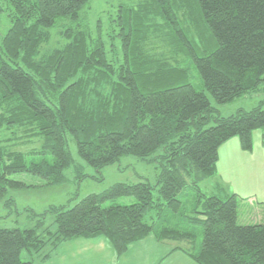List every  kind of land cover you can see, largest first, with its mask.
I'll list each match as a JSON object with an SVG mask.
<instances>
[{
	"label": "trees",
	"instance_id": "1",
	"mask_svg": "<svg viewBox=\"0 0 264 264\" xmlns=\"http://www.w3.org/2000/svg\"><path fill=\"white\" fill-rule=\"evenodd\" d=\"M4 1L12 9L11 24L0 36V198L27 187L15 178L23 173L46 185L61 183L73 161L70 141L98 170L121 156L145 159L158 150L164 165L155 199L149 183L118 182L71 207L50 206L40 214L41 219L53 215L43 230L46 238L35 228H0V264H30L20 259L21 251L36 252L49 240L57 248L71 238L97 235L122 254L150 234L186 245L179 248L197 264H264V216L262 222L239 224L237 194L218 186L206 195L199 187L215 173L218 149L231 137L251 150L252 132L264 127V109L215 116L204 91L189 81L194 69L218 103L259 89L264 0L119 5L112 38L120 37L122 57L115 59L108 57L100 34L89 31L82 12L89 0ZM193 11L203 26L201 44L179 25V17ZM60 19L68 20L61 31L67 42L43 52ZM149 38L156 45H148ZM178 54L185 61H178ZM34 137L41 139L40 150L11 148L13 140ZM27 154L40 159L28 162ZM122 196L136 201L104 206ZM149 211L154 214L146 220Z\"/></svg>",
	"mask_w": 264,
	"mask_h": 264
},
{
	"label": "rangeland",
	"instance_id": "2",
	"mask_svg": "<svg viewBox=\"0 0 264 264\" xmlns=\"http://www.w3.org/2000/svg\"><path fill=\"white\" fill-rule=\"evenodd\" d=\"M138 1L89 0L82 10L83 14L87 16L91 35L96 36L100 34L105 42L107 55L111 59L122 57L120 37L112 38L115 34L112 29H117L113 22L117 14L116 10L119 5L126 7L135 6ZM10 8L8 3L0 0V36L7 31L11 24L10 13L12 8ZM67 23V19H60L50 28V38L41 48L43 52L57 46L60 47L67 42L66 37L61 34V31L66 28ZM179 23L183 29L188 28V33L195 42L197 41L196 44L202 43L201 34L204 33L203 26L200 20L197 19V14L194 11L182 14L179 17ZM161 30L167 31L165 28ZM147 44L156 45V41L153 38H149ZM111 48L114 49L116 54L113 53ZM177 57L178 61H185L181 59L183 58L182 55L178 54ZM186 67L188 68V66ZM190 75L189 81L197 89L204 91L211 106L215 109L213 113L215 116L227 117L236 114L239 110L247 111L255 106H260L264 109V83L260 85L258 90L245 93L230 102L218 103L210 92L204 88L199 81L200 79L196 78L194 69H191ZM213 124L214 121L211 120L205 127ZM12 142L11 148L24 153L41 149V139L39 137H34L29 141L18 139ZM224 143V148L221 150V159H223V163L224 160L226 162L231 160V163L218 164L217 174L223 178L225 184L221 183V186L228 194L233 192H237L238 194L237 222L239 224L262 222V217L264 216V127L252 132L251 150L245 151L240 148L241 151L247 153L239 154L238 151L236 153L230 151L225 155L222 152L227 149L226 147L231 148L232 143H238L240 147L238 136H233ZM69 150L73 161L63 171L65 179L61 183L46 185L42 178L29 173H23L15 177L27 184V187L9 190L4 197L0 198V228H35L38 234L46 238L47 236L43 233V230L52 224L53 215L45 213L44 218L41 219V213H44L53 205L71 207L86 195L101 193L118 182H146L154 187L152 190L153 198L155 199L159 195V184L157 181L162 170V165H164V161L159 156L161 151L158 150L155 154L145 159H140L133 155L121 156L115 162L98 170L78 156L76 145L72 141L69 142ZM48 158L50 159V157ZM26 159L28 162L37 161L40 159V156L27 154ZM216 179L215 171L212 176L201 181L199 187L202 189V192L203 190H207L206 186L212 184ZM9 197L14 199L13 203L7 202ZM135 201V198L132 196H122L112 201H107L104 206L113 203L127 205ZM152 213L154 214V211H149L145 215V219L150 220V214ZM39 221H43V223L39 224ZM195 230L200 232V226L197 225ZM146 237H151L150 239L153 240L144 242L145 244L139 242L141 239L134 241L137 244L133 248H129V245L128 250L122 254H118L110 240L103 235L71 238L62 241L57 248H54V245L49 240L36 252L22 250L20 259L30 262V264H110L109 262H105V259L111 253L121 256L126 253L127 255H124L118 264H128L125 262H127L131 255L140 258L141 261L138 264H193L195 262L189 255L182 254L185 252L180 249L171 250V253L173 252V255H177V258L174 256L173 259L168 256L163 257L171 248L163 243L156 245L153 242L156 241L153 234ZM173 243V246L178 244L176 242ZM45 255H48V258L44 260ZM143 255H145L146 259H144Z\"/></svg>",
	"mask_w": 264,
	"mask_h": 264
},
{
	"label": "crops",
	"instance_id": "3",
	"mask_svg": "<svg viewBox=\"0 0 264 264\" xmlns=\"http://www.w3.org/2000/svg\"><path fill=\"white\" fill-rule=\"evenodd\" d=\"M224 144H226V145H229V144H227V143H224ZM224 144H222L220 147H219V149H218V160H217V163H216V176H217V179H216V181H213L212 182V184H210V185H208V186H206L207 187V190H203V192L205 193V194H213V193H216L217 192V189H218V186H221V183L223 184L224 183V181H223V178L219 175L218 176V174H217V166H218V164L219 165H224V164H228V163H231V160H228V162H226L225 160H224V163H223V159H221V150H222V148H224ZM230 146V145H229ZM227 149L226 150H224V151H222L223 153H225V155H227L228 154V152H230V151H232V152H234V153H236V151H238L239 152V154H243V153H247V152H243V151H241V149H240V147H239V144L238 143H232V146H231V148L230 147H226ZM221 160V161H220ZM223 163V164H222ZM200 184V183H199ZM225 184V183H224ZM200 186V185H199ZM222 187V186H221ZM223 188V187H222ZM201 189V188H200ZM202 190V189H201ZM223 190H224V192L225 193H227L226 192V190L223 188ZM234 193V192H233ZM228 194V193H227ZM235 194H237V192H235ZM238 195V194H237ZM263 218V217H262ZM151 237H146V238H143V239H141L139 242H141L142 244H145L144 242H150V240H153V239H150ZM156 238V237H155ZM156 245H158V244H160V243H163V244H166L168 247H170L171 249L169 250V251H167L164 255H163V257H166V256H168V257H170V258H172L173 259V256L175 257V258H177V255H173V252L171 253V250H173V249H180L179 248V246H180V244L178 243V242H176V243H178L177 245H175V246H173L174 245V243L173 242H175V241H173V240H158L157 238H156V241H153ZM135 244H137V243H131L130 244V246H129V248H133V246L135 245ZM181 247V246H180ZM182 248H187V246L186 245H184V244H182ZM128 250V249H127ZM180 250H182V249H180ZM183 251V250H182ZM184 252V251H183ZM182 254H186V253H182ZM124 255H127L126 253L125 254H123L122 256L121 255H115L114 253H111V255H109L106 259H105V262H109L110 264H118V262L120 261V260H122L123 259V256ZM188 255V254H187ZM143 257H144V259H146V257H145V255H143ZM192 258V257H191ZM162 259V258H161ZM141 260H140V258H138V257H136V256H134V255H131L130 256V258L127 260V262H125V263H128V264H138L139 262H140ZM193 264H197L196 262H194Z\"/></svg>",
	"mask_w": 264,
	"mask_h": 264
}]
</instances>
